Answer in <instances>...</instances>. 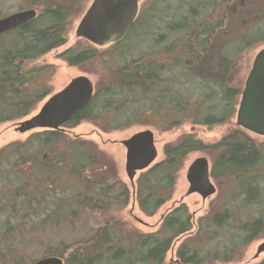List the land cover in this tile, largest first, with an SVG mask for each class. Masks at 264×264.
I'll return each mask as SVG.
<instances>
[{
	"label": "trees",
	"instance_id": "1",
	"mask_svg": "<svg viewBox=\"0 0 264 264\" xmlns=\"http://www.w3.org/2000/svg\"><path fill=\"white\" fill-rule=\"evenodd\" d=\"M244 1L151 0L127 36L111 45L106 84L96 86L91 101L64 127L89 121L110 132L143 124L149 117L157 118L163 130L184 121L205 126L228 121L242 90L234 85L236 62L248 48L264 44L263 5L252 13ZM23 2L24 9L39 12L0 35V123L27 117L50 94L47 79L53 65L32 62L66 42L71 14L81 0ZM137 34L140 43L149 45H132ZM129 39V45H122ZM101 55L92 45H77L58 57L81 67ZM193 151L212 157L211 177L218 186L212 211L194 222L179 202L150 232L106 220L86 239L59 241L44 249L42 257L58 256L64 264H202L239 257L250 241L264 234V140L257 142L241 127L212 144L191 133L165 144L163 158L135 179L137 206L153 216L171 198L183 159ZM102 157L92 142L72 141L60 129L36 131L0 149V264L20 261L11 254V234L26 220L57 225L67 216L106 209L93 191L103 178L96 183L91 176L103 166ZM57 187L69 191L60 194ZM123 189L121 207L129 196ZM174 248V257L166 260Z\"/></svg>",
	"mask_w": 264,
	"mask_h": 264
},
{
	"label": "rangeland",
	"instance_id": "2",
	"mask_svg": "<svg viewBox=\"0 0 264 264\" xmlns=\"http://www.w3.org/2000/svg\"><path fill=\"white\" fill-rule=\"evenodd\" d=\"M92 0H81L78 5L77 11L72 15L71 23L66 35V42L40 56L32 62V65L48 64L53 65L54 70L47 79L50 94L62 89L71 78L84 74L91 78L95 88L96 86H103L109 79V71L112 70L111 63L108 62L110 46L98 47L90 43L84 38H78L75 36V27L85 12ZM139 1V15L141 10H147L151 0H138ZM235 2L237 0H234ZM248 3V9L252 13L255 11H262L261 6L264 8V0H245ZM23 0H0V13L6 15L16 10L24 9L22 5ZM39 12V8L37 9ZM247 15L248 12L244 11ZM141 34V33H140ZM136 37L126 40L122 45H149L148 42L140 43V37ZM77 45H92L102 53L99 60L89 61L81 67L68 66L66 62L58 57V55L67 48L74 47ZM141 46V47H142ZM264 44H258L244 51L241 57L237 60V66L234 73V85L239 88H243L245 78L251 67L253 58L257 51L262 48ZM105 51V52H104ZM111 65V66H110ZM98 86V87H99ZM48 95V96H49ZM46 96L45 99L48 97ZM240 97V96H239ZM37 103L32 109V112L28 115H32L38 111L39 107L45 100ZM239 101V98H238ZM238 104V102H237ZM237 105L235 107L236 113ZM235 113L226 122L215 124L212 126L196 125L191 121H184L177 125L173 129L163 130L160 121L157 118L149 117L143 120V124L133 125L129 128L122 130H115L110 132H104L94 123L86 121L79 125L71 128L65 127V132L69 136L70 140H87L92 142L97 150L102 154L103 166L97 167L91 174L94 176L93 182L97 183V179L103 178L102 184L99 183L93 188L95 193H99L102 198L100 206L103 204L106 209L103 212H87L80 213L75 218L67 216V220H62L57 225L52 222H48L45 225L36 224L31 220H26V225L21 227L16 232H12V244L10 247L11 254L15 256L13 264H30L33 259L41 258L44 253V249L49 246L56 244L59 241L72 242L77 239H86L97 227L101 226L104 221H115L125 222L128 228H136L143 232H150L155 230L161 223L162 216L168 211V209L177 206L179 202L185 203L188 211L191 213L194 222L200 217L207 214L217 207V192L218 186L217 181L212 178L213 183L216 186V193L202 200L201 196L197 193H191L186 195L188 188V182L186 180V170L189 164L199 156H206L210 163H212L211 155L206 151H193L190 152L184 159L181 169L177 172L173 192L171 198L165 202L153 216H146L143 214L138 206L134 197V189L132 187L127 175L125 173V153L124 146L120 143L121 140L128 138L131 134L145 129L150 128L154 133L155 146L158 150V155L155 161L163 158V146L169 142H173L178 138L185 135L192 134L196 139L201 140L205 144H212L218 141L223 135L229 132L230 129L237 127L235 121ZM27 116V117H28ZM25 117V118H27ZM23 118V119H25ZM7 121L0 123V149L7 143L23 141L33 132L39 131L40 129H33L26 132H19L15 129L16 123L23 120ZM257 142L263 141L264 137L248 132ZM90 175L89 172H87ZM105 173L106 178H104ZM140 172L137 173L135 179L138 177ZM125 187L128 196V202L124 207L121 204L124 200L125 195L121 194ZM56 192L67 193L69 189L63 190L61 187H57ZM124 192V191H123ZM61 194V193H60ZM65 195V194H64ZM58 201V200H57ZM52 209V204L49 207ZM65 213V212H63ZM67 214V213H66ZM54 215V214H53ZM57 215V214H55ZM43 216V215H39ZM136 218L142 220L143 223L136 220ZM39 218H35L38 221ZM12 224V219L10 220ZM13 225V224H12ZM15 231V230H14ZM10 238V239H11ZM182 240L181 238L179 241ZM264 242V234L259 235L252 241H250L243 250L239 253V257L228 262L214 261L202 264H257L264 259V252L260 253L255 257L256 248L259 244ZM178 245V243H177ZM176 245V246H177ZM6 248V247H5ZM4 248V250H5ZM176 248V247H175ZM175 248L169 251L166 255V260H170L174 257ZM1 255V254H0ZM12 259V257H11Z\"/></svg>",
	"mask_w": 264,
	"mask_h": 264
},
{
	"label": "water",
	"instance_id": "3",
	"mask_svg": "<svg viewBox=\"0 0 264 264\" xmlns=\"http://www.w3.org/2000/svg\"><path fill=\"white\" fill-rule=\"evenodd\" d=\"M139 13L138 0H92L75 27V36L98 47L121 42L132 29ZM37 11L26 8L0 18V35L34 19ZM95 85L90 77L77 75L59 91L49 95L38 111L16 123L15 129H63L68 121L92 99ZM236 125L264 137V46L255 54L241 90L235 113ZM125 147V173L131 185L137 172L150 167L158 155L154 133L145 128L122 140ZM186 195L197 193L202 200L216 193L206 156L196 157L187 167ZM264 252V242L256 248L255 256ZM30 264H64L58 256H44Z\"/></svg>",
	"mask_w": 264,
	"mask_h": 264
},
{
	"label": "flooded vegetation",
	"instance_id": "4",
	"mask_svg": "<svg viewBox=\"0 0 264 264\" xmlns=\"http://www.w3.org/2000/svg\"><path fill=\"white\" fill-rule=\"evenodd\" d=\"M42 130H44V129H40L39 131H42ZM47 130H48V129H47ZM61 131H64V132H65V131H66V130H65V127H63V129H62ZM65 133H66V132H65ZM120 143L122 144V140L120 141ZM122 145H123V144H122ZM123 146H124V145H123ZM124 148H125V147H124ZM135 177H136V176H135ZM131 186H132V187L135 186V178H134V181H133V185H131ZM185 194H186V193H185ZM188 195H189V194H188ZM136 220L139 221V222H141V223H143L142 220H140V219H138V218H136ZM258 255H259V254H258ZM258 255H257V256H258ZM254 256H255V255H254ZM257 256H255V257H257Z\"/></svg>",
	"mask_w": 264,
	"mask_h": 264
}]
</instances>
